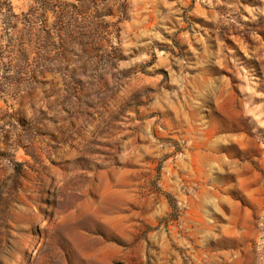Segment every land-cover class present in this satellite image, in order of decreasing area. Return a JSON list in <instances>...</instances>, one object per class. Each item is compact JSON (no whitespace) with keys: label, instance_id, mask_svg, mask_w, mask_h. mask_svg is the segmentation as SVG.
Returning a JSON list of instances; mask_svg holds the SVG:
<instances>
[{"label":"rangeland","instance_id":"obj_1","mask_svg":"<svg viewBox=\"0 0 264 264\" xmlns=\"http://www.w3.org/2000/svg\"><path fill=\"white\" fill-rule=\"evenodd\" d=\"M46 24L44 76V38L27 68L0 38V264H264V0H59Z\"/></svg>","mask_w":264,"mask_h":264},{"label":"trees","instance_id":"obj_2","mask_svg":"<svg viewBox=\"0 0 264 264\" xmlns=\"http://www.w3.org/2000/svg\"><path fill=\"white\" fill-rule=\"evenodd\" d=\"M59 0H32L28 11L16 13L14 11V6L11 0H0V25L1 23L5 24V28L0 29V38L6 34H15L19 35L17 38L23 37L26 38L27 42L20 49L23 51V66L27 68L30 66L29 59L30 54L33 52V43H40L41 38H44L45 45L44 51L42 53L41 62L38 63L42 66L41 73L43 76L47 71L50 70L49 61L51 48L54 47L55 43V34L53 30L49 28L46 24V16L47 13L54 11V4ZM66 7L62 8V15L60 17V23H66V21H70V16H68ZM78 14H83L84 11L79 7L76 8ZM98 17V16H97ZM19 24H24V28L22 30L19 29ZM63 27L60 26L58 29V33L63 31ZM2 46L0 45V49ZM16 63V62H15ZM14 60L9 62L10 66H16ZM14 64V65H13ZM36 72V71H34ZM39 72V71H38ZM37 75H33V78H36ZM10 79V83H14L18 79L14 77H8ZM14 80V81H13ZM39 80V79H37Z\"/></svg>","mask_w":264,"mask_h":264}]
</instances>
